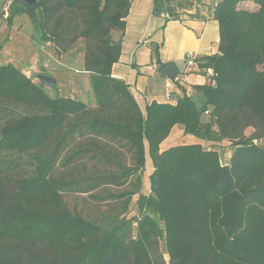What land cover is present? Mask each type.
<instances>
[{
	"label": "trees",
	"instance_id": "1",
	"mask_svg": "<svg viewBox=\"0 0 264 264\" xmlns=\"http://www.w3.org/2000/svg\"><path fill=\"white\" fill-rule=\"evenodd\" d=\"M35 2L39 39L57 56L79 46L94 104L0 64V264H264V0H210L217 54L198 67L213 76L143 110L111 76L131 0ZM194 2L152 0L151 12L178 20ZM21 15L12 1L8 26ZM176 126L227 143V164L199 144L161 152Z\"/></svg>",
	"mask_w": 264,
	"mask_h": 264
},
{
	"label": "crops",
	"instance_id": "2",
	"mask_svg": "<svg viewBox=\"0 0 264 264\" xmlns=\"http://www.w3.org/2000/svg\"><path fill=\"white\" fill-rule=\"evenodd\" d=\"M194 3L191 9L178 11L181 15L178 20L166 22V18L152 15V0H131L126 28L119 39L120 57L112 66L111 76L130 87L138 104L146 105L152 101L174 103L175 97L182 95V90L192 95L193 86L209 82V76L196 66L188 70L184 68L185 57L189 52L193 53V60L198 63L216 55L219 42L217 22L211 17L210 0H195ZM196 9L199 18L189 19L187 15L194 14ZM170 65L177 72L174 80L161 75L162 70ZM43 67L47 69L45 73H50L48 75L56 79L54 73L58 74L59 69L55 65L44 63ZM71 74L75 83L68 84L71 93L80 92L78 82L82 81L91 95L88 74L82 68ZM56 81L59 90L60 83L58 79ZM188 139L190 145L197 144L195 141L198 140L193 137ZM166 140L160 145L161 152L168 149L162 150Z\"/></svg>",
	"mask_w": 264,
	"mask_h": 264
},
{
	"label": "rangeland",
	"instance_id": "3",
	"mask_svg": "<svg viewBox=\"0 0 264 264\" xmlns=\"http://www.w3.org/2000/svg\"><path fill=\"white\" fill-rule=\"evenodd\" d=\"M12 1L13 0H0V46L2 45L0 50V64L10 63L14 65L16 68L21 70L26 77L31 78L34 82H38L37 76L40 75L42 71L47 70L43 67L44 63L49 66L53 64V66L55 65L59 69L57 71L58 74H56V72L54 74L56 79H58V83H60V89L57 91H55V89L52 91L46 90L47 94L50 96L60 95L62 97L74 98L87 103L88 105H93V97L88 91H86L82 81L78 82L80 88V92L78 94L71 93L70 87L68 88V84H75L71 73H73L74 70L82 68L83 55L78 50L79 46H76L65 55L57 56L49 42H44L39 39V29L34 25V23H32L31 18L27 15L18 16L13 20L11 26H8L7 21L3 16V9ZM244 6L249 10L254 9L251 4ZM56 61H59V63H56ZM139 106L143 110V105L141 103H139ZM10 109L15 115L31 114L23 107L12 106ZM203 120L205 121L206 118L204 117ZM249 132L250 130L248 129L246 134H249ZM188 138H190V136H185L181 127L178 126L174 131H172L169 138L164 143L162 150L167 147L169 149L180 145H190L191 142ZM193 139L197 140L195 138ZM195 142L201 145L204 149L217 151L221 164H227L228 157L231 154V149L227 143H206L205 141L199 140ZM259 144L264 147V139L259 141ZM151 171V163L146 157L142 170V194L150 193L148 178ZM131 186L132 184L130 183L129 187ZM76 198H78L76 200L81 199V197ZM66 201L68 205H71L72 199L70 197H67ZM86 203H88L87 200ZM101 204L103 205L104 203ZM87 205L85 204V211L87 209L92 211L94 214V208ZM160 251L164 253V246L162 242H160ZM164 259L168 262V257L166 255H164Z\"/></svg>",
	"mask_w": 264,
	"mask_h": 264
},
{
	"label": "water",
	"instance_id": "4",
	"mask_svg": "<svg viewBox=\"0 0 264 264\" xmlns=\"http://www.w3.org/2000/svg\"><path fill=\"white\" fill-rule=\"evenodd\" d=\"M14 3L22 6L27 16L31 18L32 22L35 23L37 21L36 18V2L35 0H13ZM115 46H118V43H115ZM176 70L173 65H170L162 70L161 75L170 79L174 80L176 77ZM37 81L39 85L47 90H54L57 87V81L55 78L47 75H38Z\"/></svg>",
	"mask_w": 264,
	"mask_h": 264
},
{
	"label": "built area",
	"instance_id": "5",
	"mask_svg": "<svg viewBox=\"0 0 264 264\" xmlns=\"http://www.w3.org/2000/svg\"><path fill=\"white\" fill-rule=\"evenodd\" d=\"M9 6H10V3L9 5H7L4 9H3V16L5 19L8 18L9 16ZM160 16L164 17V18H167V15L162 13ZM193 53L189 52L186 57H185V69H190V68H193L194 66H196L198 69V63H196L194 60H193ZM202 71H204L209 77H212L213 76V71L211 69H203ZM166 99L169 100V95L166 94Z\"/></svg>",
	"mask_w": 264,
	"mask_h": 264
}]
</instances>
